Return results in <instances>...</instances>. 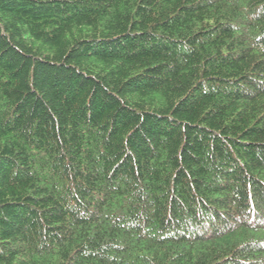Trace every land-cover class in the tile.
<instances>
[{
    "label": "trees",
    "instance_id": "16d2710c",
    "mask_svg": "<svg viewBox=\"0 0 264 264\" xmlns=\"http://www.w3.org/2000/svg\"><path fill=\"white\" fill-rule=\"evenodd\" d=\"M0 264H264V0H0Z\"/></svg>",
    "mask_w": 264,
    "mask_h": 264
}]
</instances>
